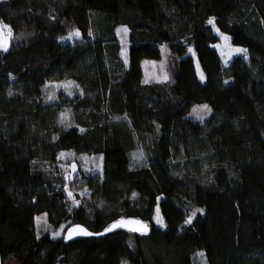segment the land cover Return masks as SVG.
<instances>
[{
    "label": "trees",
    "instance_id": "trees-1",
    "mask_svg": "<svg viewBox=\"0 0 264 264\" xmlns=\"http://www.w3.org/2000/svg\"><path fill=\"white\" fill-rule=\"evenodd\" d=\"M0 20V264H264V0H0ZM214 26L248 58L225 67ZM164 46L170 78L145 81ZM62 79L73 96L49 99ZM61 153L101 168L75 179ZM44 214L93 235L39 232ZM130 218L150 230L95 235Z\"/></svg>",
    "mask_w": 264,
    "mask_h": 264
},
{
    "label": "rangeland",
    "instance_id": "rangeland-1",
    "mask_svg": "<svg viewBox=\"0 0 264 264\" xmlns=\"http://www.w3.org/2000/svg\"><path fill=\"white\" fill-rule=\"evenodd\" d=\"M214 28H215L216 33L219 35V40L216 43H213L212 46L219 51L222 57L223 65L225 67H228V65L232 62L233 58L236 56H243L245 58H248L249 52L246 46L233 44L231 41V36L229 34L221 32L216 26H214ZM7 31H8L7 29H4V34L6 37H7ZM76 31L78 30H74L72 33ZM117 32H118V37L120 39L121 46H122V49H121L122 57L125 60V62L128 63L129 62V37H128L129 30L126 26H119L117 29ZM72 33L69 34L65 38V40H72L77 37L75 35H72ZM78 37H80V35ZM224 37H229L230 39L225 40ZM8 44L10 45V38H8ZM236 48L247 49V52L237 53L234 51V49ZM162 52H163V56L160 59H154V58H144L143 59V62H142L143 70H144L143 79L145 81H149V82L150 81H165L170 78V73H169V69L167 66V54H166L167 48L165 46L163 47ZM190 53L194 55L198 75L201 78V74H202L204 77L203 78V81H204L205 74L201 69L199 61L197 59L196 52L194 51V49H191ZM69 82H73V81L70 79L50 80L47 83L46 93L48 94L49 97H54L55 99L57 97L59 99H62L63 97L67 95L73 96V93L75 92V84L74 83L69 84ZM65 85H68V86L65 87ZM204 105H208V104L206 103L195 104L192 107L191 111L189 112V116L194 119H205L208 115L212 113V108L208 105V108L205 109L203 108ZM62 159L68 167L69 165L71 166V170L69 174H70V177L75 176V179L77 177L78 172H80L79 171L80 169L84 171H90V170H98L101 168V159L99 156H93V155H87V154H76V153H65L64 155H62ZM76 192H78V194H82V193L86 194L85 193L86 191L84 189H82V191H79V189L77 190L73 188L70 189L71 195H74ZM160 199L161 197L159 198V200ZM75 202L78 204L79 201L77 200ZM157 209H159V216L164 221V226H161L160 224L156 222V218L158 215ZM153 220H154L155 225L163 229L166 228V222L160 211L159 205H157L155 208ZM37 226H38L39 232L47 231V232H50L54 236H57L55 235V233L57 232H60V235L65 234L66 229H67L66 225L60 227L59 229L52 228L45 214L38 216ZM62 228H63V231H61ZM197 261H198V264H207L204 256H201L200 254H198L197 256Z\"/></svg>",
    "mask_w": 264,
    "mask_h": 264
},
{
    "label": "snow or ice",
    "instance_id": "snow-or-ice-1",
    "mask_svg": "<svg viewBox=\"0 0 264 264\" xmlns=\"http://www.w3.org/2000/svg\"><path fill=\"white\" fill-rule=\"evenodd\" d=\"M209 23L212 24L214 23V19L213 20H209ZM4 29H7V37L5 36L4 34ZM126 31V29H125ZM12 35V31H11V28H9L8 25L4 24L3 21H0V50L2 51H7L8 50V38H10ZM72 35H75V36H79L80 33L79 31H76L74 33H72ZM225 40H228L230 39L229 37H224ZM191 51V49H190ZM235 52L237 53H246L247 52V49H242V48H236L234 49ZM203 75L201 74V79L203 80ZM71 83H74V82H69V84ZM68 85H65V87H67ZM54 97H49V99H53ZM203 108L207 109L208 108V105H204ZM64 116V114H62V117ZM81 131H83V129H81ZM61 155H64L63 153H61ZM135 195V194H134ZM200 212H203L202 209L198 210ZM157 218H156V222L158 224H160L161 226H164V221L163 219L159 216V209H157ZM193 216H195V213H193ZM192 222V217H189L188 220H186V223H191ZM131 224H139L142 226V229L144 232H146L148 230V226L146 224H143L141 221H136V220H128V221H125V220H120V221H117L116 223L112 224L111 226H109L108 228H106L104 231L105 232H110L112 231L113 229L115 228H119V227H127ZM77 229L79 231H76V230H71L70 229V232L72 235H93V233H90L87 231V229L81 227V226H76ZM133 231H140L141 229L140 228H133L131 229ZM61 231H63V228L61 229ZM104 233H96L95 235H103ZM55 235L59 236L60 235V232H57L55 233ZM67 238L71 239V235H69ZM201 256L204 255V253H200Z\"/></svg>",
    "mask_w": 264,
    "mask_h": 264
},
{
    "label": "water",
    "instance_id": "water-1",
    "mask_svg": "<svg viewBox=\"0 0 264 264\" xmlns=\"http://www.w3.org/2000/svg\"><path fill=\"white\" fill-rule=\"evenodd\" d=\"M121 220H125V221H128V220H136V221H141L143 224H146L147 226H148V230L146 231V232H148L149 230H150V226L148 225V223H146V222H143L142 220H140V219H136V218H130V219H121ZM118 221H120V220H118ZM116 223V222H115ZM114 224V223H113ZM112 225V224H111ZM110 225V226H111ZM84 228V227H83ZM124 228H126V229H129V230H131V229H133V228H140L141 230L140 231H136V232H144L143 231V229H142V226L141 225H139V224H131V225H129V226H127V227H124ZM70 229L71 230H76V231H79L78 229H77V227L76 226H71V227H69L68 229H67V231H66V234H65V237H66V239H69V238H67L69 235H71V238H73V237H75V236H78V235H72L71 234V232H70ZM86 229V228H85ZM88 231V230H87ZM133 231V230H132ZM89 232V231H88ZM91 233V232H90ZM104 234H106V233H108V232H103ZM80 235H82V234H80Z\"/></svg>",
    "mask_w": 264,
    "mask_h": 264
}]
</instances>
